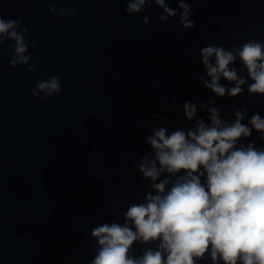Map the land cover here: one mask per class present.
<instances>
[{
    "label": "clouds",
    "instance_id": "9594fccd",
    "mask_svg": "<svg viewBox=\"0 0 264 264\" xmlns=\"http://www.w3.org/2000/svg\"><path fill=\"white\" fill-rule=\"evenodd\" d=\"M151 2L128 0L126 12L141 13ZM154 3L162 10L161 22L177 17V10L168 7L166 0ZM178 7L182 9L180 24L193 28L189 4L179 0ZM75 11L61 8L57 13L56 8H49L60 16ZM143 23L149 24L147 16ZM22 24L21 19L0 17V45L15 42L12 67L29 65L31 60L25 43L28 28H21ZM200 55L208 79L201 76L199 82L217 97H236L245 85L250 96L264 95V43L250 39L232 50L209 44ZM237 60L247 78L232 67ZM33 67L29 65L28 71ZM221 78L234 86L222 85ZM60 91V76L54 75L39 82L32 96L51 97ZM200 108L207 109L208 122L197 115L196 104L185 102V119L194 121L191 127L171 133L157 127L146 138L152 153L134 167L150 182V190L142 202L127 207L123 223H102L91 230L96 252L90 264H199L206 257L211 264H264V146L242 142L253 130L264 139V118L254 113L245 124L247 109H243L229 122L214 106L201 102ZM137 242L147 247L134 256L131 252Z\"/></svg>",
    "mask_w": 264,
    "mask_h": 264
}]
</instances>
